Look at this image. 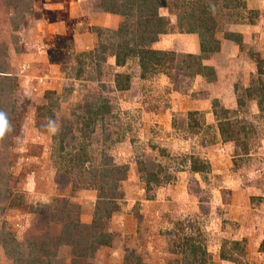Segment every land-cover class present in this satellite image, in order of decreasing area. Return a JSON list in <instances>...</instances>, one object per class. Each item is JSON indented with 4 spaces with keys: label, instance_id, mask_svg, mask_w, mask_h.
Wrapping results in <instances>:
<instances>
[{
    "label": "rangeland",
    "instance_id": "obj_1",
    "mask_svg": "<svg viewBox=\"0 0 264 264\" xmlns=\"http://www.w3.org/2000/svg\"><path fill=\"white\" fill-rule=\"evenodd\" d=\"M189 1L186 16L193 13L206 47L209 34L197 18L214 22L216 37L240 39V52L219 58L222 74L210 66L214 74L188 75L199 60L190 59L188 70L182 52L148 71L135 53L118 65L113 53L133 42L127 26L150 8L133 0H0V113L7 121L0 136V264H76L71 246L52 240L64 222L42 205L66 196L75 211L87 201L84 209L95 214L99 191L79 175L93 170L88 182L108 189L109 157L129 166L121 196L107 205L110 217L100 213L115 235L78 264H137L136 255L149 264H192L197 246V264H264V30H250L245 41L229 30L264 15L244 0ZM164 2L176 24L184 1ZM105 12L116 16L112 24L104 23ZM121 26L126 33L117 32ZM197 98L204 99L198 108ZM214 101L238 121L235 139L220 135ZM89 107L103 113L87 128ZM195 158L202 172L192 170Z\"/></svg>",
    "mask_w": 264,
    "mask_h": 264
},
{
    "label": "trees",
    "instance_id": "obj_2",
    "mask_svg": "<svg viewBox=\"0 0 264 264\" xmlns=\"http://www.w3.org/2000/svg\"><path fill=\"white\" fill-rule=\"evenodd\" d=\"M182 1H184L182 3V6H183L182 12L183 13L176 15L177 19L176 18L175 19L177 21L175 24L174 21H172L171 16L161 15L159 13V8L161 6L170 7V5H168L166 2H164V0H133V4L139 3V4H142L143 6H149L150 8L140 10V14H139V16H140L139 20L140 21H138V19H137V23H134L137 26H134V27L127 26L128 27L127 33L124 30L123 26H121V29L117 30L118 33H126L127 35H129L128 33L130 32L133 42L130 43V44H132V46L129 47L127 45V47H124V48L122 47L123 49H121V50L119 49L113 53V55L116 57V63L118 65H122L125 61L124 58L127 57V55L135 53L138 57L139 64L144 71H148L149 69H155L157 67H161L162 65L165 64V60H167L169 55L175 56V55H177V52L155 49L151 45L155 41L158 40V38L161 34L166 33L172 29H175V28L179 29L181 32H186V33L198 32L200 34L201 40H202L204 38L201 35V33H202L201 29L202 28L195 26V24H196V20L194 19L195 17L191 16V15H193V13L189 12V15L186 16V12L188 11V5L192 4L193 1H189V0L188 1L182 0ZM243 6H245V3ZM210 9L211 8L208 7V9L207 10L205 9V11H209L208 20L214 21L216 14L215 13L213 14L210 11ZM107 11L114 12V13H120V10H118V9H108ZM126 13L127 12L123 13L122 15H125ZM136 15L138 16V14H136ZM187 20H189L188 23H187ZM197 20H203V24L206 28V33L209 34L208 37L210 38L209 39L210 42L208 41V45L211 44V47H206V43L204 42V40H202V44H201L202 45V51L203 52H209V53L218 51L220 49V38L218 35H217L218 37H216L217 26H215L213 24L214 22L207 24V22L205 21L207 19L204 20V19L197 18ZM187 24H189V25L187 26ZM214 43H215V45H214ZM102 48L106 49L105 46H102ZM86 54H90L91 58L93 60L96 59V55L93 54V52L86 53ZM183 55H185L186 58L182 62L186 63V65L184 67L188 70H190L189 68H192L194 66V64L192 63V61L190 59H198L199 60L198 63L196 61V64L200 68L196 69V70L193 69V70L189 71L188 75H191V76L203 75L204 76V75L208 74V73H206V70H210L211 72H213V68L210 67L209 65H205L203 63L201 57H199L195 54H192V53H184ZM105 58L106 57H104V59ZM80 66H82V65H80ZM80 71H81V69H80ZM213 74H214V72H213ZM78 75H80V73H78ZM122 77H124V75L122 73H119L117 75L116 81ZM127 77H129V76H127ZM215 78H216V74H215V77L213 76L212 79H215ZM256 98H259V108H260L261 104L263 103V96L259 95ZM239 105L240 106L243 105L242 100L239 101ZM213 106H214L213 112L217 116V120H218L217 127H218V131H219L220 135L226 140L227 139H235L234 138L235 133L231 129H232V127L233 128L236 127V125L238 124V121H236V122L233 121L235 119H232L231 115L229 114L230 113L229 109H226V108H223L222 106H219V101H214ZM260 109H262V108H260ZM195 112L196 111H191L190 114H195ZM102 113L103 112L100 109L93 110L89 107L87 109V113H85V114L89 115L88 117H85L86 118L85 127L89 128L91 126L90 123L92 122L93 118L96 115L102 114ZM74 123L75 122H73V124ZM242 128L245 132L247 126L243 125ZM81 129H84V128H81ZM237 140H240V139H237ZM71 157H72L71 159H73L75 161V164L83 165V161L81 160L80 157H76V155H72ZM106 157H109V156H106ZM109 159L110 160L108 161V163H111V165L104 172L105 174H109L112 176L111 181L108 185L109 186L108 189L105 190L106 186H103L101 183H99L100 185H97L96 183L93 185L92 184L94 182L93 180L88 182V178L86 175L89 172L93 173V170L86 171L84 173H82V172L80 173L79 176H80V180L82 183L79 182V179H78V181L76 180L78 183H81L82 185L89 186L90 188H92V189L94 188V189H97L99 191L97 194L98 197H97V201H96L97 204H96L95 214H94L91 222L87 223V222H84L81 220V216H80L81 212L75 211V205H73L72 203H69L66 196L55 197L52 199L51 202L63 203V207L59 208L58 210L53 205L54 203H48V204L42 205V208H46V209L51 210V211H49L50 213L49 212L48 213L52 218H55L57 221H63L64 222V227H62L60 229L61 234L58 236L52 237V240L55 239V241L70 245L71 249H72L73 256L75 257L73 259V261L76 264H78V262L82 259V257H87L88 254L89 255L94 254V252L96 251L97 248L102 247V246H110L112 244V240H113V237L115 235L113 232L111 233V232L106 230L105 223L102 221L104 217H102L103 215H101L100 213L105 211L106 214L108 213V216L110 215L111 211L107 205L109 203H112V201L115 202V199L118 198L119 196H121L119 183L126 176V173L129 170V166L128 165H123V166L117 165L113 161L112 157H109ZM191 168L193 171L202 172L203 169L205 168V165L203 163H201V161L198 158H195L193 160V164H192ZM105 174H103V175H105ZM84 175L86 177H84ZM95 175H93V177H95ZM153 177L156 178V175L153 174ZM100 180L105 181V180H102L99 177H97V181H100ZM149 182H150V179H148L147 184ZM60 186L63 187L62 184ZM79 187H80V185H79ZM81 188H83V187H81ZM79 209H80V207H79ZM41 215H44V214L42 213ZM69 219H71V221H68ZM46 245H47V242H42V246L49 251L50 249H48L46 247ZM198 248H200V246H197V248H195L192 252V254H193L192 264H197L196 262L198 260H200V259L196 258V256H195L197 253L196 250ZM131 251H132L131 254H134L133 250H131ZM136 257H137L136 258L137 264H149L146 261H144L141 257H139L137 255H136ZM185 260H186V257H185ZM200 262H201L200 264H204L203 259Z\"/></svg>",
    "mask_w": 264,
    "mask_h": 264
},
{
    "label": "crops",
    "instance_id": "obj_3",
    "mask_svg": "<svg viewBox=\"0 0 264 264\" xmlns=\"http://www.w3.org/2000/svg\"><path fill=\"white\" fill-rule=\"evenodd\" d=\"M245 5L248 10H256L261 12V16L264 15V0H244ZM169 10L168 7H162L159 9L160 14L163 15H169ZM105 16L103 17L104 23H109L112 24L115 20V15H110L109 12H105ZM172 20H173V16ZM263 22L264 21H258L257 23H251V24H231L229 27V30H232L233 32H236L238 34H241V41L247 40L250 30H257L261 29L262 31L264 30L263 28ZM178 29H172L166 33H163L159 36L158 40L155 41L151 46L155 49H160V50H165V51H175V52H182V53H192L195 54L199 57L202 58V61L205 65L213 66L216 69V72L219 74H222L223 67L221 66L222 64L219 63L220 59L219 58H226L227 55H229L230 49H235L236 51L240 52L241 48V42L240 39H234V38H220V49L216 52H212L211 55H204L201 47V36L200 34L197 33H186V32H178ZM220 74V76H221ZM201 76L197 75V78H200ZM217 78V77H216ZM238 96L236 98V107L238 108ZM257 97V96H256ZM254 96V98H256ZM259 98L255 99L256 104L259 107ZM196 104L197 108L199 106H202L204 103V99L197 98ZM228 108L229 106H225ZM194 108V107H193ZM86 189H81V195L82 196H87ZM46 195V194H45ZM49 196V195H48ZM52 196V194H50ZM49 196V197H50ZM47 197V196H46ZM76 198V197H75ZM93 200H90V203L93 204ZM87 204V201L84 203L81 201V220L84 222H91L94 216V211L93 208L91 211H86L84 209V205ZM90 204V205H91ZM95 205V203H94ZM118 231V229H115ZM115 232V231H112ZM119 233V232H118ZM102 248V247H101Z\"/></svg>",
    "mask_w": 264,
    "mask_h": 264
},
{
    "label": "clouds",
    "instance_id": "obj_4",
    "mask_svg": "<svg viewBox=\"0 0 264 264\" xmlns=\"http://www.w3.org/2000/svg\"><path fill=\"white\" fill-rule=\"evenodd\" d=\"M7 127V121L3 113H0V136H3L5 129ZM51 131L55 132V127L50 129Z\"/></svg>",
    "mask_w": 264,
    "mask_h": 264
}]
</instances>
